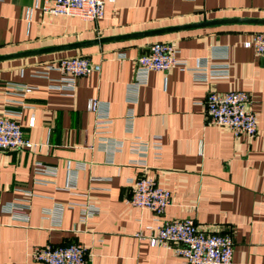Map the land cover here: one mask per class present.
Instances as JSON below:
<instances>
[{
	"label": "crops",
	"instance_id": "obj_1",
	"mask_svg": "<svg viewBox=\"0 0 264 264\" xmlns=\"http://www.w3.org/2000/svg\"><path fill=\"white\" fill-rule=\"evenodd\" d=\"M39 3L0 0V55L204 18H264V0H105L100 19L44 13ZM259 30L264 22L222 21L0 59V114L17 112L24 136L35 143L0 147V264H47L32 258L34 246L71 242L86 247L89 264H185L147 238L159 223L185 217L204 229L231 232L233 264H264V56L244 46ZM156 40L172 42L190 66L213 54L212 62L228 63L229 74L203 81L190 68L152 69L146 83L129 90L135 58ZM69 55L101 66L79 76L73 90L58 87L59 71L48 68ZM21 84L31 91L20 92ZM208 88L246 90L258 133L236 137L206 123ZM90 98L108 104L106 132L95 126ZM129 107L135 111L131 133L125 129ZM103 134L122 139V149L113 150ZM132 135L161 137V153L150 149L145 169L131 163ZM141 174L171 190L159 218L128 202ZM27 191L30 207L12 210ZM88 203L98 210L82 220Z\"/></svg>",
	"mask_w": 264,
	"mask_h": 264
},
{
	"label": "built area",
	"instance_id": "obj_2",
	"mask_svg": "<svg viewBox=\"0 0 264 264\" xmlns=\"http://www.w3.org/2000/svg\"><path fill=\"white\" fill-rule=\"evenodd\" d=\"M105 0H41L40 9L52 15H78L84 19H100L104 15ZM244 46L252 47L257 55L264 56V30L253 33L252 37L244 41ZM217 55V54H216ZM213 57V54L211 55ZM211 56L202 55L197 58L195 65L190 66L187 59L179 56L178 48L170 41L156 40L149 44L148 52L140 53L134 61L133 79L128 84L129 90L137 89L148 80V73L152 69L168 70L172 67L190 68L193 77L197 80L226 77L229 74L227 62H212ZM224 57V55H221ZM100 63L91 61L87 56L69 55L59 58L55 63L48 64L49 69H57L60 73L58 87L73 90L76 79L100 70ZM46 73V71H44ZM23 94L31 91L30 85H17ZM250 95L246 90H216L208 88L204 100L206 123L226 127L238 137L245 134L253 137L258 133L257 112L249 106ZM108 104L101 103L96 98H90L87 108L96 112L95 126L98 132L105 130L112 119L107 111ZM5 111L0 114V147L21 149L34 147L35 143L24 136L21 124L14 117L17 112ZM135 111L129 107L125 113V129L133 130ZM34 116L30 117L29 124L33 125ZM103 129V130H102ZM110 143L113 150H121L124 141L113 139V142L103 134L100 136ZM161 137L155 135L151 139H144L132 135L129 140V150L135 154L131 163L145 169L150 149L156 157L161 153ZM54 172V169H46ZM39 172V171H38ZM30 191L21 203H11V209L23 210L30 207ZM171 201V190L156 182L155 179L144 174L136 177L131 183L128 202L150 209L157 218L163 214ZM94 203H88L81 211L80 218L86 219L97 212ZM27 219V215H23ZM141 234V233H138ZM140 236H143L142 234ZM149 243L153 246L161 245L170 248L175 254L183 258L185 264H233V236L231 232H220L204 229L192 217L173 219L156 226V230L148 235ZM35 260L47 264H89L88 251L80 242H71L66 245H37L30 252Z\"/></svg>",
	"mask_w": 264,
	"mask_h": 264
},
{
	"label": "water",
	"instance_id": "obj_3",
	"mask_svg": "<svg viewBox=\"0 0 264 264\" xmlns=\"http://www.w3.org/2000/svg\"><path fill=\"white\" fill-rule=\"evenodd\" d=\"M241 19L249 20V21L264 22V18H236V17H228V18H220V19H206V18H204L201 21L193 22V23H186V24L173 25V26L156 28V29L135 31V32L124 33V34H119V35L97 37V38H92V39H87V40H82V41H75V42L64 43V44H59V45H52V46H48V47L26 49V50L11 52V53H5V54L0 55V59L9 58V57H13V56L30 55V54H36V53H41V52H46V51H53V50H60V49L85 46L88 44L103 42V41H107V40H111V39L129 38V37H136V36H142V35H151V34H156V33L169 31V30H175V29L188 27V26H199V25H206V24L217 23V22H222V21H233V20H241Z\"/></svg>",
	"mask_w": 264,
	"mask_h": 264
}]
</instances>
